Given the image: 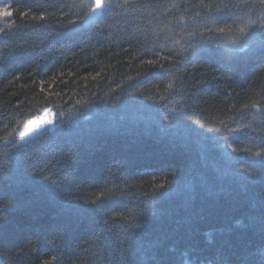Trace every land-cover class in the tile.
I'll use <instances>...</instances> for the list:
<instances>
[{
  "label": "trees",
  "instance_id": "1",
  "mask_svg": "<svg viewBox=\"0 0 264 264\" xmlns=\"http://www.w3.org/2000/svg\"><path fill=\"white\" fill-rule=\"evenodd\" d=\"M104 4L0 0V264H264V5Z\"/></svg>",
  "mask_w": 264,
  "mask_h": 264
},
{
  "label": "snow or ice",
  "instance_id": "2",
  "mask_svg": "<svg viewBox=\"0 0 264 264\" xmlns=\"http://www.w3.org/2000/svg\"><path fill=\"white\" fill-rule=\"evenodd\" d=\"M259 3L264 5V0H259ZM105 7V4H104V0H95V8H94V11L97 10V9H102ZM12 13L11 12H8V11H5L4 12V16L5 17H9L11 16ZM33 19H35V17H33ZM41 19H43V17H41ZM149 64H154L155 61H148ZM36 123L35 121H29L28 124L25 125V130L24 132H21V138H23L25 135L28 134V132L30 131V128H29V125L31 124H34ZM256 155H260V153H256Z\"/></svg>",
  "mask_w": 264,
  "mask_h": 264
},
{
  "label": "rangeland",
  "instance_id": "3",
  "mask_svg": "<svg viewBox=\"0 0 264 264\" xmlns=\"http://www.w3.org/2000/svg\"><path fill=\"white\" fill-rule=\"evenodd\" d=\"M36 122V128L39 129L40 131L45 129L47 126H50V119L47 117V113L38 119H35Z\"/></svg>",
  "mask_w": 264,
  "mask_h": 264
},
{
  "label": "water",
  "instance_id": "4",
  "mask_svg": "<svg viewBox=\"0 0 264 264\" xmlns=\"http://www.w3.org/2000/svg\"><path fill=\"white\" fill-rule=\"evenodd\" d=\"M96 17L97 16H95V14L92 15L89 18V20L87 21V23L94 21L96 19ZM33 121H35V120H33ZM29 128H30V131L28 132L27 136H32V135L39 133V130L36 129V123L29 125Z\"/></svg>",
  "mask_w": 264,
  "mask_h": 264
},
{
  "label": "bare ground",
  "instance_id": "5",
  "mask_svg": "<svg viewBox=\"0 0 264 264\" xmlns=\"http://www.w3.org/2000/svg\"><path fill=\"white\" fill-rule=\"evenodd\" d=\"M101 10H102V9H97V10H95V11L93 10V12H92L91 15L89 16V18H90L92 15L95 14V16H97V17H96V19H97V18L100 16V14H101ZM89 18H88V20H89ZM96 19H95V20H96ZM88 20H87V21H88ZM95 20H94V21H95ZM87 21H86V23H87ZM94 21H92V22H94ZM89 23H91V22H89ZM33 120H35V119H33ZM33 120H31V121H33ZM36 129H37V128H36ZM38 130H39V129H38ZM39 133H40V130H39ZM39 133H37V134H39ZM37 134H35V135H37ZM25 136H26V137H32V136H34V135H32V136H27V135H25Z\"/></svg>",
  "mask_w": 264,
  "mask_h": 264
}]
</instances>
